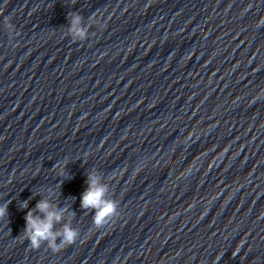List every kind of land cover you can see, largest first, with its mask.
I'll use <instances>...</instances> for the list:
<instances>
[{"label":"clouds","instance_id":"1","mask_svg":"<svg viewBox=\"0 0 264 264\" xmlns=\"http://www.w3.org/2000/svg\"><path fill=\"white\" fill-rule=\"evenodd\" d=\"M82 19L79 13H74L71 17L70 28V31L77 33L81 38L85 35L83 30L78 27ZM260 22H264V18ZM3 24L7 31H16L15 25L11 22V17L5 16ZM54 170L58 176L64 177L68 175L64 163H57L54 166ZM86 184L88 187L81 193L80 206L85 210H94L93 225L96 229H99L110 224L118 217L119 204L115 199L109 200L105 198L108 187L98 183L94 172L87 174ZM23 207L28 208L27 202H24ZM50 208L49 201L42 199L36 203L35 209H29L26 212L23 239L30 242V247L33 250L39 249L42 244L46 243L53 253H57L74 244L80 232L68 224H65L61 231L54 232V223L59 222L62 215L61 212L50 210ZM36 212L43 213V218L35 215ZM6 216L7 205H0V221L4 220ZM58 237H60L59 244L56 242Z\"/></svg>","mask_w":264,"mask_h":264}]
</instances>
